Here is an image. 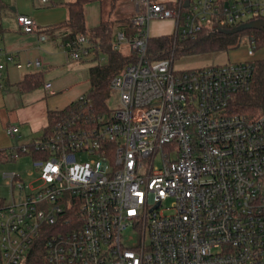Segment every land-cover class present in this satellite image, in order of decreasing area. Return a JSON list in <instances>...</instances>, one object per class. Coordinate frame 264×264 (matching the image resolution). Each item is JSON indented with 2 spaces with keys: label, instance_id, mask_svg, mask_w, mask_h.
<instances>
[{
  "label": "built area",
  "instance_id": "2783aa9c",
  "mask_svg": "<svg viewBox=\"0 0 264 264\" xmlns=\"http://www.w3.org/2000/svg\"><path fill=\"white\" fill-rule=\"evenodd\" d=\"M134 1L130 32L114 38L135 59L111 80L116 109L67 115L27 143L8 126L15 142L0 158L31 155L39 176L33 186L3 173L0 264H25L43 234L47 264H264V114L232 108L251 88L253 60L176 70L173 55L147 58L154 19H173L175 39L195 38L264 19V0ZM17 21L39 29L31 15ZM63 47L72 60L98 53L84 33ZM14 60L0 48V89Z\"/></svg>",
  "mask_w": 264,
  "mask_h": 264
},
{
  "label": "crops",
  "instance_id": "0c3cea01",
  "mask_svg": "<svg viewBox=\"0 0 264 264\" xmlns=\"http://www.w3.org/2000/svg\"><path fill=\"white\" fill-rule=\"evenodd\" d=\"M1 1L0 48L5 52L13 53L15 60L7 63L4 87L0 89V151L8 149L15 142L7 132L9 125L18 126L21 142H31L42 136L46 130L50 111L64 109L88 92L92 86L90 69H85V66L78 67L79 84L74 91L68 88L67 80L64 81L61 77L65 67L64 62L72 59L68 58L63 47L70 30L60 25L69 18L68 4L75 0ZM131 1L133 5L129 7L134 12L135 1ZM20 13L33 16L39 28L37 32L22 31L17 21V15ZM41 33L47 38L42 40ZM102 54V58L106 60V55ZM38 57L44 59L41 67L28 65L29 61ZM90 58L80 59V63ZM29 74H38L41 77V84L31 87L22 84ZM46 82H51V89L45 88ZM1 161L5 162L0 158Z\"/></svg>",
  "mask_w": 264,
  "mask_h": 264
},
{
  "label": "trees",
  "instance_id": "16d2710c",
  "mask_svg": "<svg viewBox=\"0 0 264 264\" xmlns=\"http://www.w3.org/2000/svg\"><path fill=\"white\" fill-rule=\"evenodd\" d=\"M95 0H75L68 4L69 18L60 26L70 30L66 38H71L78 33L90 36L95 50L106 55V62L90 68L91 89L84 94L85 101L80 98L61 110L49 112L47 129L60 118L75 113L98 114L109 111L107 100L109 97L112 78L122 71L135 59L128 53L114 48L115 26L109 19L93 27L87 26L85 8ZM122 29L130 32L128 25ZM254 31L257 38L256 48L264 45V32L258 29H247L234 33H224L219 30L205 32L195 38H178L174 36L152 37L149 41L147 58L149 60H161L173 56L192 54L203 51H222L238 45L244 34ZM253 64V76L251 88L248 91L239 92L232 101V108L240 113L252 116L264 114V58L255 59ZM26 87L41 84L38 74L26 75L22 84ZM5 151H0V157ZM47 234H43L29 252L25 264H47L45 242Z\"/></svg>",
  "mask_w": 264,
  "mask_h": 264
},
{
  "label": "rangeland",
  "instance_id": "374dc122",
  "mask_svg": "<svg viewBox=\"0 0 264 264\" xmlns=\"http://www.w3.org/2000/svg\"><path fill=\"white\" fill-rule=\"evenodd\" d=\"M7 1V0H6ZM25 1V0H24ZM164 1V0H162ZM133 5L131 0H95L86 5L85 13L88 26H94L101 20L109 19L114 23L115 34L118 29L129 24L130 17L133 15ZM129 8V9H128ZM252 30V29H251ZM150 33L152 37L173 36L175 34V21L173 19H154L150 23ZM255 35L254 31L243 35L238 45L222 51H203L192 54L173 56L174 68L176 70L202 68L210 65H224L235 62L251 61L264 58V45L251 50V36ZM124 53H130L126 44L120 47ZM102 53H96L93 58L80 60H71L64 62L65 67L61 72L63 80H67L68 88L74 91L79 84V66H85V69L104 64L106 60L102 59ZM172 57V56H171ZM89 72V71H88ZM60 77V76H59ZM109 108L116 109L120 104V94L116 89L110 87L109 97L107 100ZM156 165L161 164L160 157L156 158ZM33 157L31 155H22L21 157L0 162V197H5L8 201L11 199L10 188L3 177L6 171H16L21 173L27 184L38 185V172L31 173L33 170ZM170 200L167 201V204Z\"/></svg>",
  "mask_w": 264,
  "mask_h": 264
},
{
  "label": "water",
  "instance_id": "95a60500",
  "mask_svg": "<svg viewBox=\"0 0 264 264\" xmlns=\"http://www.w3.org/2000/svg\"><path fill=\"white\" fill-rule=\"evenodd\" d=\"M247 29H258L264 32V19L260 18V19L251 20L249 22L242 23L232 29L218 28L217 30L224 33H234Z\"/></svg>",
  "mask_w": 264,
  "mask_h": 264
}]
</instances>
